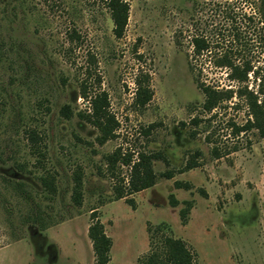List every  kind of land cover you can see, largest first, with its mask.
<instances>
[{
    "label": "rangeland",
    "instance_id": "rangeland-1",
    "mask_svg": "<svg viewBox=\"0 0 264 264\" xmlns=\"http://www.w3.org/2000/svg\"><path fill=\"white\" fill-rule=\"evenodd\" d=\"M125 1L117 38L104 0H0V264H96L92 211L111 240L106 264H140L163 236L183 240L194 264H264V139L255 129L232 134L228 123L247 118L242 98L201 110L199 83H239L214 54L191 57L189 42L202 34L213 52L220 30L233 46L225 16L234 11V59L264 66L260 0ZM136 79L152 90L145 106L134 102ZM82 80L89 93L106 94L116 121L103 144L77 115L89 106ZM257 82L248 75L241 85L255 90ZM115 150L132 161L140 152L163 157L151 162L155 183L126 195L133 205L115 198L131 179V164L118 162L114 176L107 170L105 155ZM76 170L79 206L71 197ZM49 175L55 192L40 181Z\"/></svg>",
    "mask_w": 264,
    "mask_h": 264
},
{
    "label": "trees",
    "instance_id": "trees-1",
    "mask_svg": "<svg viewBox=\"0 0 264 264\" xmlns=\"http://www.w3.org/2000/svg\"><path fill=\"white\" fill-rule=\"evenodd\" d=\"M104 3L109 10L110 18L113 23L112 32L115 37L120 38L127 25L129 5L125 0H104ZM259 3L258 11L260 20L264 24V0H260ZM225 18L229 22L228 24L232 31L231 41L234 45L228 47L224 41H222L223 39L221 36H223V34L220 30H217L216 37L218 39L215 40L214 50L212 52V44H210L207 37L195 32L191 35L189 41L191 46L190 56L202 55L204 52L214 54V65L220 68H227L229 70L227 73L228 78L238 82L239 86L235 89L231 87L219 89L212 84L199 83L202 93L204 94L201 110L204 112H211L214 108L219 107L221 103L229 101L233 95L242 98L246 105L247 118L241 125H237L232 121L228 123L232 127V134L238 135L241 132L255 129L258 135L264 139V66L255 67L250 65L247 60L237 62L234 59L236 55L234 51L237 50L236 46L240 41V29L234 11L227 13ZM180 32L181 31L178 30L174 36L175 43H180ZM190 68L193 70L191 64ZM248 75L252 76L253 80H258L255 90L247 89L246 85H241V83L248 80ZM136 85L134 102L139 106H145L152 97V90L148 85V80L144 82V80L136 79ZM79 95L83 100L88 101L89 106L82 111H78L77 115L98 130L99 134L96 136V140L99 144H103L106 140L114 136L116 126L114 116L108 111L107 96L103 91L98 89H94L89 93L86 80H82L79 83ZM61 112L66 117L70 116L71 113L67 107H63ZM199 121L200 119L197 116L191 118V123L195 126L199 124ZM181 124L184 125L183 122ZM195 133V131H191L190 135L194 136ZM35 136L34 133L30 135L33 139ZM217 150L218 148L216 147L213 149V152L218 154ZM131 157L132 155L130 153H126V155L120 157L119 150H115L105 155V161L107 163V170L112 176H114V171L118 162L127 165L131 164L129 187L127 191H124L122 187H115V198L120 199L125 197L129 204L133 205V199L126 197V195L144 190L155 183L156 174L152 170L151 162L153 159H160L163 157L157 153L147 154L143 152L138 153L136 161H132ZM165 174L167 178L172 176L170 171H167ZM53 180V177L50 175L40 177L42 185L47 190L55 192ZM71 197L75 205H81L82 173L80 170H76L74 173ZM94 212L95 211H92L91 213L92 221L88 226L87 234L91 241L95 263L106 264L110 259L109 250L111 240L105 233L102 222L99 221ZM140 264H194V256L183 240L170 236H163L160 241V246L153 248L141 258Z\"/></svg>",
    "mask_w": 264,
    "mask_h": 264
}]
</instances>
